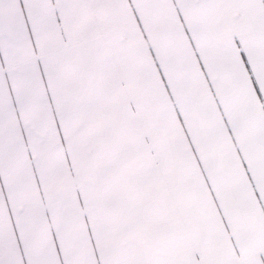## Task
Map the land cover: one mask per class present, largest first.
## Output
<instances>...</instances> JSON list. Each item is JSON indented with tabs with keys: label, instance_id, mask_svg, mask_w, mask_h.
<instances>
[{
	"label": "snow or ice",
	"instance_id": "obj_1",
	"mask_svg": "<svg viewBox=\"0 0 264 264\" xmlns=\"http://www.w3.org/2000/svg\"><path fill=\"white\" fill-rule=\"evenodd\" d=\"M0 264H264V0H0Z\"/></svg>",
	"mask_w": 264,
	"mask_h": 264
}]
</instances>
